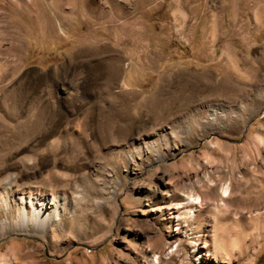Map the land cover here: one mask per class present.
Here are the masks:
<instances>
[{
    "label": "rangeland",
    "instance_id": "rangeland-1",
    "mask_svg": "<svg viewBox=\"0 0 264 264\" xmlns=\"http://www.w3.org/2000/svg\"><path fill=\"white\" fill-rule=\"evenodd\" d=\"M158 61L177 73L143 82ZM7 182L14 227L56 211L86 239L2 216L0 264H264V0H0Z\"/></svg>",
    "mask_w": 264,
    "mask_h": 264
},
{
    "label": "bare ground",
    "instance_id": "bare-ground-1",
    "mask_svg": "<svg viewBox=\"0 0 264 264\" xmlns=\"http://www.w3.org/2000/svg\"><path fill=\"white\" fill-rule=\"evenodd\" d=\"M75 190L78 191L79 188L77 186H75ZM10 192L14 193L10 183H5L2 186L1 189V193H0V200L4 199L5 196H9ZM250 193V191H247ZM254 193V192H253ZM227 196V190L223 189L222 190V197H226ZM38 195H36V197L33 198H37ZM32 199V198H31ZM30 199V204H31V208L33 204H37L36 202L32 203ZM187 202H189L188 205H195L197 204V198H187L186 199ZM262 201V200H261ZM57 201L56 199H53L52 204H55ZM48 203V201L46 200L45 197H42V202L41 205L44 207L46 206V204ZM34 212H32V214L29 215H23L21 218L18 219V221H20V224L17 225V227L15 228L13 225V222L9 220V218H13L15 213L14 211H12L10 208H8V210H6V212L4 213L3 210H0V218L2 216H5L4 218L6 219L5 221H8V223H4V233L10 232V231H20L23 233H27V234H31V235H38L41 236L43 238H47L48 237V231L55 233L58 231V229H62V233L65 234V232H67V229H69V233H71V235L75 236V235H81L82 240L86 239V235L83 234L86 232L84 227H81L80 224L78 223V218L77 217H73L72 219V224L69 223L68 221H65L63 223L58 222V220L60 218V215L58 213H56V211H54L53 213V218H50L49 216L46 218L42 219V216L40 215V213L38 212V210H32ZM55 218V219H54ZM53 222H55L53 224ZM60 223V224H59ZM38 224V225H36ZM66 238H68L69 236H65ZM199 251V249L197 250V252ZM18 250L16 251L17 254ZM19 253V252H18ZM16 254L15 252L13 254H11L13 256V260L16 259ZM18 255V254H17ZM25 258H32L33 257V251L27 250L24 254ZM156 258V257H155ZM14 262V261H12ZM31 264H34V262H30ZM152 264H159L157 259H153L152 260Z\"/></svg>",
    "mask_w": 264,
    "mask_h": 264
},
{
    "label": "crops",
    "instance_id": "crops-1",
    "mask_svg": "<svg viewBox=\"0 0 264 264\" xmlns=\"http://www.w3.org/2000/svg\"><path fill=\"white\" fill-rule=\"evenodd\" d=\"M156 52V51H155ZM155 57V56H154ZM150 58V56H148ZM147 58V59H148ZM186 64L184 65L186 72L188 74H191L192 76L188 78V80L194 84L192 86L193 89H208L209 86V77H210V64H209V56L199 54L196 52L191 51L189 56H186ZM175 61L174 63H176ZM173 62L172 63H165L162 64L161 61H158L154 64L153 67H150L148 62H145L140 66L139 73L143 74L145 76V80L143 79V82L148 83L149 75L148 74H173L177 73L178 66H176ZM147 75V77H146ZM147 78V79H146ZM169 79L173 82H176L175 77H169ZM170 81H166L165 79H161L159 81H156L155 88L158 89H165L167 88L166 83ZM172 82V83H173ZM169 88H172V86H169Z\"/></svg>",
    "mask_w": 264,
    "mask_h": 264
}]
</instances>
